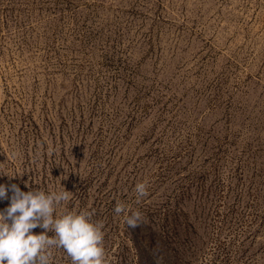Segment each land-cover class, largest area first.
<instances>
[{"label": "rangeland", "instance_id": "374dc122", "mask_svg": "<svg viewBox=\"0 0 264 264\" xmlns=\"http://www.w3.org/2000/svg\"><path fill=\"white\" fill-rule=\"evenodd\" d=\"M0 183L70 191L106 264H264V0H0Z\"/></svg>", "mask_w": 264, "mask_h": 264}, {"label": "clouds", "instance_id": "9594fccd", "mask_svg": "<svg viewBox=\"0 0 264 264\" xmlns=\"http://www.w3.org/2000/svg\"><path fill=\"white\" fill-rule=\"evenodd\" d=\"M134 191L138 199L145 196L146 182L136 183ZM69 194L64 187L45 193L39 189L22 191L16 183L7 186L0 183V201L9 200L0 208V264H49L53 245L63 248L72 264H106L101 225L89 219L90 213L68 211L53 216L55 206L67 201ZM114 211L122 213L125 206L118 202ZM124 221L134 228L141 222V213L131 211L130 215H124ZM36 227L45 231L38 234L30 231ZM49 230L54 235H46Z\"/></svg>", "mask_w": 264, "mask_h": 264}]
</instances>
